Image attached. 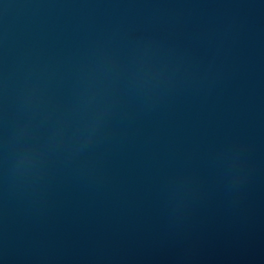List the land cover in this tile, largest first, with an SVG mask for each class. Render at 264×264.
Masks as SVG:
<instances>
[{"label":"water","instance_id":"water-1","mask_svg":"<svg viewBox=\"0 0 264 264\" xmlns=\"http://www.w3.org/2000/svg\"><path fill=\"white\" fill-rule=\"evenodd\" d=\"M0 264H264V0H0Z\"/></svg>","mask_w":264,"mask_h":264}]
</instances>
